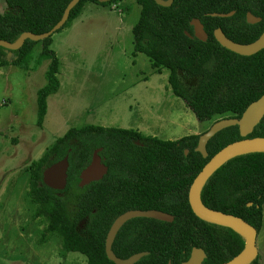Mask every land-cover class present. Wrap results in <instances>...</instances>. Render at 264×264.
<instances>
[{
  "label": "trees",
  "instance_id": "1",
  "mask_svg": "<svg viewBox=\"0 0 264 264\" xmlns=\"http://www.w3.org/2000/svg\"><path fill=\"white\" fill-rule=\"evenodd\" d=\"M72 1L5 0L7 9L0 13V41L14 44L25 33L50 32ZM122 1L126 0L104 4L80 0L59 32L71 26L87 4L109 6ZM135 1L141 13L133 28L134 54L145 55L154 70L170 72L172 94L183 101L198 122H211L216 117L240 119L264 96V50L252 57L239 56L223 48L213 35L214 30L222 29L235 43L255 42L264 32V0H249V12L262 22L251 26L247 39L233 37L227 31L235 18L214 16L238 10L240 4L235 0H174L168 8L154 0ZM194 19L201 21L210 36L207 42L191 38ZM39 44L42 50L36 66L50 62L47 84L38 96V125L42 127L48 99L61 86L60 61L50 48L52 37L42 42L27 40L16 51L0 47V67L28 69ZM199 138L191 135L172 141L133 129L97 125L72 128L31 166L28 197L35 208L33 219L45 225L40 241L57 236L64 252L81 254L88 264H114L105 252L114 221L131 210H158L173 215L174 222H128L113 245L117 257L128 259L148 252L149 256L137 264H184L197 248L207 256L203 264L231 261L246 248V238L229 227L197 218L189 205V191L217 153L243 138L237 127L222 131L209 142L208 159L196 152ZM247 138H264V119ZM99 149L108 173L101 181L81 188V173ZM66 157L71 162L67 187L64 191L50 189L43 182V173ZM200 198L206 208L241 218L260 233L264 219V152L245 153L227 162L207 181ZM251 264H260L259 256Z\"/></svg>",
  "mask_w": 264,
  "mask_h": 264
},
{
  "label": "rangeland",
  "instance_id": "2",
  "mask_svg": "<svg viewBox=\"0 0 264 264\" xmlns=\"http://www.w3.org/2000/svg\"><path fill=\"white\" fill-rule=\"evenodd\" d=\"M6 9L0 0V13ZM140 13L135 0L87 4L71 26L53 35L50 48L60 61L61 86L48 99L42 127L38 96L50 62L36 66L41 44L28 69L0 67V264H88L85 256L64 252L57 236L40 241L45 225L33 219L28 197L32 164L72 128L143 130L175 141L201 136L222 120L198 122L181 99L171 98L170 72H158L145 55L134 54ZM257 247L264 264V219Z\"/></svg>",
  "mask_w": 264,
  "mask_h": 264
},
{
  "label": "water",
  "instance_id": "3",
  "mask_svg": "<svg viewBox=\"0 0 264 264\" xmlns=\"http://www.w3.org/2000/svg\"><path fill=\"white\" fill-rule=\"evenodd\" d=\"M113 0H99L101 4L110 3ZM157 5L161 7H171L174 0H154ZM80 0H73L67 7L62 20L48 33L42 35H34L31 33H25L22 37L14 44L0 41V47L6 48L11 51H16L22 48L27 40L35 42H42L48 38L53 37L54 34L59 32L69 20L71 11L78 5ZM216 17H228L230 14H214ZM248 21L251 24L258 23L260 19L255 18L253 15H248ZM191 26L194 29L195 37L203 42L207 41V34L204 26L200 20L194 19L191 22ZM188 35V34H187ZM189 36V35H188ZM217 42L225 49L233 52L239 56L252 57L264 50V32L262 35L253 43L244 45L238 44L231 41L223 33L221 29H217L214 33ZM264 119V96L258 101L252 103L246 111L243 113L240 119H222L212 125V127L200 136L196 152L200 153L203 158L208 159L209 153L207 146L209 142L215 138L219 133L229 128L237 127L241 138L240 141L234 142L219 153H217L209 163L204 167L202 172L194 180L190 191H189V205L191 210L197 218L202 221L213 223L225 227H229L234 231L238 232L237 229L244 231L247 244L244 251L233 258L231 261L224 264H251L259 256L257 247L259 233L249 223L241 218L227 215L222 212H217L206 208L200 198L201 191L207 181L227 162L245 153L241 151L249 147H260L264 152V138H253L248 139L247 137L254 133L255 129ZM101 149L96 150L91 164L81 173L80 187L90 185L93 182L101 181L108 173L107 166L103 163L99 153ZM188 154V151H186ZM69 170V159L66 157L59 163L54 164L43 173V182L50 189L57 191H64L67 187ZM251 206V205H250ZM135 219H151L165 223H173L174 216L158 210H131L121 216H119L112 224L105 241V252L109 261L114 264H137L143 258L149 256L148 252L139 253L131 256L128 259H121L113 251V245L115 240L122 230V228L130 221ZM239 233V232H238ZM241 234V233H240ZM242 235V234H241ZM207 256L202 249H193L190 259L184 264H203Z\"/></svg>",
  "mask_w": 264,
  "mask_h": 264
},
{
  "label": "flooded vegetation",
  "instance_id": "4",
  "mask_svg": "<svg viewBox=\"0 0 264 264\" xmlns=\"http://www.w3.org/2000/svg\"><path fill=\"white\" fill-rule=\"evenodd\" d=\"M235 3L240 4L239 5V9L238 10L233 9V11L231 13H229L230 16L224 17V18H235V19H233V23L232 24H229L227 26V31L233 37L234 36L237 37L239 35L238 38L247 39V38L250 37L249 32H250V30H252V27L251 26L260 24L262 22V18L257 17L254 14H252L251 12H249V7L251 6V3H250L249 0H235ZM235 7H236L235 4H233V8H235ZM237 12H239V15L238 16H236L238 14ZM249 14L253 15L257 19H260V21L258 23H255V24L249 23V21H248V15ZM225 15H227V14H225ZM244 20H245L246 24L243 22ZM216 30H214L213 35H214V33H215ZM206 34H207V32H206ZM207 37H208L207 38V41H208L210 39V36L207 34ZM191 38H196L195 37V34H194V29H193V37H191ZM70 142H71V137H70ZM70 153H71V149H70ZM69 169H70V173H71V162L69 163Z\"/></svg>",
  "mask_w": 264,
  "mask_h": 264
},
{
  "label": "bare ground",
  "instance_id": "5",
  "mask_svg": "<svg viewBox=\"0 0 264 264\" xmlns=\"http://www.w3.org/2000/svg\"><path fill=\"white\" fill-rule=\"evenodd\" d=\"M261 151H263V149L260 148V147H249V148H245V149H243V150L241 151V153H245V152H261ZM237 231H238L239 233H241L243 236L245 235V233H244L243 230H241V229H237Z\"/></svg>",
  "mask_w": 264,
  "mask_h": 264
},
{
  "label": "crops",
  "instance_id": "6",
  "mask_svg": "<svg viewBox=\"0 0 264 264\" xmlns=\"http://www.w3.org/2000/svg\"><path fill=\"white\" fill-rule=\"evenodd\" d=\"M120 3H122V4H123V3H126V1H124V2L122 1V2H120ZM139 55H140V54H139ZM171 98H175V99H177V100H180V99L176 98L174 95H172ZM181 103H182V102H181ZM172 104H174V105H178V103H177L176 100L172 101ZM180 111H181V109H180ZM179 123H180V122H179ZM43 125H44V124H43ZM171 129H172V128H171ZM133 130H134V129H133ZM136 131H139V132H141V133H143V134H145V133L147 134V132H145V131H143V130H136ZM171 131H172V130H171ZM146 134H145V135H146ZM151 134H152V133H151ZM147 136H150V135H147ZM152 136H154V137H158V138H159V136L156 135V134H155V135L152 134ZM159 139H160V138H159ZM162 140H163V139H162Z\"/></svg>",
  "mask_w": 264,
  "mask_h": 264
}]
</instances>
